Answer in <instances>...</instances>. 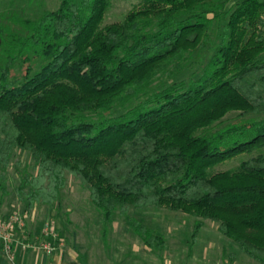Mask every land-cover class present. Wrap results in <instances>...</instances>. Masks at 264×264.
Segmentation results:
<instances>
[{"label": "trees", "instance_id": "trees-1", "mask_svg": "<svg viewBox=\"0 0 264 264\" xmlns=\"http://www.w3.org/2000/svg\"><path fill=\"white\" fill-rule=\"evenodd\" d=\"M4 2L0 170L30 155L27 208L57 203L70 178L151 250L165 241L132 209L193 216L194 239L215 223L264 264V0H140L108 26L111 0L36 16ZM241 154L255 155L216 172Z\"/></svg>", "mask_w": 264, "mask_h": 264}, {"label": "rangeland", "instance_id": "rangeland-1", "mask_svg": "<svg viewBox=\"0 0 264 264\" xmlns=\"http://www.w3.org/2000/svg\"><path fill=\"white\" fill-rule=\"evenodd\" d=\"M111 1L112 5L104 17L103 26L121 22L140 2V0ZM236 1L237 0H229L228 5H232ZM59 3L60 0H5L3 7L22 11L27 16H36L44 9L55 10ZM215 35L216 32H214L213 37H215ZM3 64L4 54L0 48V66ZM253 155L255 154L238 155L232 160L219 165L215 170L216 172L235 170L241 162L247 160ZM17 161L20 162L18 169H16V166L12 165L7 171L2 172L0 170V173L5 177V180L1 184L2 187L0 188V212H5V209H9V206H11L10 210L15 208L14 213L10 214L7 218L0 219V222L6 221L14 216H19L23 219L25 224V234L22 236H24L29 243H41L44 240L43 229L46 226L51 227L55 231L61 246L63 243L60 241L57 232L58 226L63 229H71V231L94 230L102 234L128 228L132 239L135 238V231L126 225L125 218L121 217L118 212H115L112 221L106 224L103 221L101 212H99V210L89 201L88 192L84 190L78 182L68 178L66 186L58 200V204L54 203L51 205L54 207L49 208L51 211L50 215L54 218L56 217L59 225H56V220L55 222L51 220L46 221L41 228V240L31 241L26 235V213L31 214L32 210L36 208L37 210L35 213L41 217L46 206L35 204L33 209L29 211L27 208V201L16 199V196L18 195L16 191L21 185L22 177L35 173L33 162L29 154L26 153L20 155L17 153L13 160V164L17 163ZM8 202L9 204H7ZM31 215H33V213ZM129 217L134 221L141 222L150 227L158 235L163 237L165 241V247L160 252L146 248L143 245L142 250L136 255L137 264H260L246 256L228 238L224 237L218 231V225L215 223L204 221V226L194 239L193 228L194 224L199 219L193 216L172 212L164 208L147 207L141 210H130ZM12 235L14 242L17 238H19L20 241H23L21 233L16 228H14ZM137 239H139L138 236ZM86 240L108 242L113 240V238H94ZM97 249H99L98 252L101 253L102 258L107 259V261L109 260L108 262L111 263L117 260L115 255L119 256L121 254L118 247L108 244L104 246H96V250Z\"/></svg>", "mask_w": 264, "mask_h": 264}, {"label": "crops", "instance_id": "crops-1", "mask_svg": "<svg viewBox=\"0 0 264 264\" xmlns=\"http://www.w3.org/2000/svg\"><path fill=\"white\" fill-rule=\"evenodd\" d=\"M16 197L17 200L22 201L18 195ZM7 204H9V202ZM56 204H58V202ZM10 207L11 206H9V209H5V212H0V219L7 218L10 214L14 213L15 208L10 210ZM51 207L54 206H46L41 217L35 213L37 210L36 208H32L33 210L28 209L29 211L32 210L33 215H31L32 213L29 214L25 212L27 214V220L25 221L27 224L26 235L31 241L41 240V228L43 227V223L48 220L55 222L56 217L54 218L50 215L51 211L49 208ZM56 225H59L57 220ZM59 227L60 226H58L57 232L63 245L58 246V249L53 254H45L38 249L23 250L20 245V239L17 238L11 246V257L4 252L3 246L0 243V264H137L136 255L142 250L144 245L139 235L136 234L135 238L132 239L128 228L102 234L94 230L71 231V229ZM137 236L139 239H137ZM94 238H113V240L108 242L86 240ZM106 244L118 247L121 251L119 256L115 255L117 260L113 263L102 258L101 253L98 252L99 249L96 250V246H104ZM144 246L148 248L146 245Z\"/></svg>", "mask_w": 264, "mask_h": 264}, {"label": "built area", "instance_id": "built-area-1", "mask_svg": "<svg viewBox=\"0 0 264 264\" xmlns=\"http://www.w3.org/2000/svg\"><path fill=\"white\" fill-rule=\"evenodd\" d=\"M16 228L20 233L23 241H20V245L23 250H29V249H38L43 251L45 254H53L58 246H60L59 239L55 231L49 227L46 226L43 229V238L44 240L39 243H29L24 238L25 233V224L23 219H21L19 216H14L6 221L0 222V243L3 246L4 252L11 257V246L14 242L13 239V230Z\"/></svg>", "mask_w": 264, "mask_h": 264}]
</instances>
